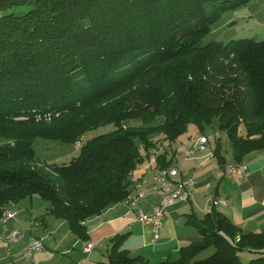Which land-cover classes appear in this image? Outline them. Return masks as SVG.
I'll return each mask as SVG.
<instances>
[{
  "label": "trees",
  "instance_id": "obj_1",
  "mask_svg": "<svg viewBox=\"0 0 264 264\" xmlns=\"http://www.w3.org/2000/svg\"><path fill=\"white\" fill-rule=\"evenodd\" d=\"M250 1L0 0V11L33 4L0 14V214L38 195L87 239L84 220L132 194L139 164H173L165 147L189 123L203 133L217 119L234 162L264 150V38L200 43L223 11ZM109 124L67 163L36 157L35 137L75 143ZM221 151L218 140L223 164ZM192 223L201 240L154 264H244V250L257 253L245 264H264V230L243 232L215 210ZM124 236L111 238L101 264H149Z\"/></svg>",
  "mask_w": 264,
  "mask_h": 264
},
{
  "label": "crops",
  "instance_id": "obj_2",
  "mask_svg": "<svg viewBox=\"0 0 264 264\" xmlns=\"http://www.w3.org/2000/svg\"><path fill=\"white\" fill-rule=\"evenodd\" d=\"M198 134L179 136L165 147L167 157H173L172 165L176 164V178L191 177L194 183L186 187L184 197L167 207L155 243L150 242L149 227L138 221L135 211L122 201L87 217L83 223L88 237L83 239L70 229L65 219L50 213L48 201L33 195L2 210L12 211L14 215L7 217L5 222L0 218V230L5 224L8 229H22L25 235L16 242L0 243V264L25 263L23 253L28 235L40 238L44 244L43 249L34 254L33 264H101L110 250L111 238L119 234H125L122 246L128 253L142 256L149 264L175 260L181 247L202 238L192 221L201 219L212 210L227 215L243 232L264 230V150L249 153L245 159L247 174L236 176L225 170L226 164L234 162L231 148L221 146L225 162L219 163L212 153L215 143L204 132L202 134L208 139L207 148L189 154L190 141ZM157 169L152 156L130 175L132 194L137 190L146 194L139 204L144 211L151 210L157 202V195L150 189L152 175ZM217 198L225 199L226 204L210 205V200ZM87 242L92 243L89 252L84 250Z\"/></svg>",
  "mask_w": 264,
  "mask_h": 264
},
{
  "label": "rangeland",
  "instance_id": "obj_3",
  "mask_svg": "<svg viewBox=\"0 0 264 264\" xmlns=\"http://www.w3.org/2000/svg\"><path fill=\"white\" fill-rule=\"evenodd\" d=\"M33 7V4L13 5L0 11V14L15 13L22 14ZM254 37L257 39L264 38V0H251L245 5L238 7L235 10H225L220 17L212 23L208 33L201 37L200 43L206 44L210 41L227 42L231 39ZM132 124H139L140 121H131ZM113 126L111 124L100 126L96 129L86 132L75 143L62 142L59 140H52L47 138L35 137L32 141V146L36 152V157L40 161L48 164H62L67 163L70 159L77 156L80 152V145L86 139L95 135L108 132ZM243 129V128H242ZM199 132L197 136L202 135V132L193 124L189 123L185 133L186 134ZM203 132L209 137L212 143L219 140L221 146L229 148V140L226 132L218 128L217 119L212 120L211 123L204 126ZM5 142V139L0 137V145ZM173 143V142H172ZM208 248L199 252L197 258H203L211 252ZM256 252L241 251L239 257L245 264L247 261L256 256ZM154 264V262L152 263Z\"/></svg>",
  "mask_w": 264,
  "mask_h": 264
},
{
  "label": "built area",
  "instance_id": "obj_4",
  "mask_svg": "<svg viewBox=\"0 0 264 264\" xmlns=\"http://www.w3.org/2000/svg\"><path fill=\"white\" fill-rule=\"evenodd\" d=\"M207 137L202 134L190 141L189 154L193 155L198 151L207 148ZM225 170L236 176L246 175L248 166L246 161L232 162L225 165ZM176 164L159 168L152 175L150 189L157 195V202L153 205L151 210L144 211L139 204L146 197L143 190H137L134 194L125 197L122 202L136 213V219L146 224L150 231V242L155 243L160 236V230L163 225L166 209L168 206L174 204L178 199L186 195L185 189L187 186L193 185L194 181L191 177L177 179ZM226 204L225 199L217 198L210 200V205ZM14 215L12 211H2L0 218L5 222L7 217ZM25 235V232L20 228L8 229L5 224L0 230V243H12L20 240ZM44 244L42 240L36 236L28 235L25 245L23 258L24 264H33L34 254L42 250ZM92 247L91 242H87L85 252H89Z\"/></svg>",
  "mask_w": 264,
  "mask_h": 264
}]
</instances>
